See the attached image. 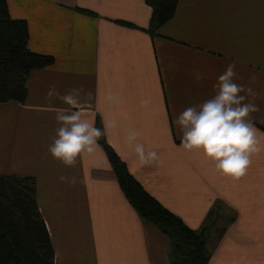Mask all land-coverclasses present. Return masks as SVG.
I'll return each mask as SVG.
<instances>
[{
  "label": "crops",
  "instance_id": "obj_1",
  "mask_svg": "<svg viewBox=\"0 0 264 264\" xmlns=\"http://www.w3.org/2000/svg\"><path fill=\"white\" fill-rule=\"evenodd\" d=\"M53 60L0 105V176L33 178L55 264H170L95 141L193 231L208 264H264V0H5Z\"/></svg>",
  "mask_w": 264,
  "mask_h": 264
},
{
  "label": "trees",
  "instance_id": "obj_2",
  "mask_svg": "<svg viewBox=\"0 0 264 264\" xmlns=\"http://www.w3.org/2000/svg\"><path fill=\"white\" fill-rule=\"evenodd\" d=\"M178 2L144 0L151 9L150 36H155L174 18ZM27 42L26 23L12 20L6 1L0 0V105L10 102L23 105L28 76L53 63L49 57L31 53ZM94 136L126 201L140 220L155 226L168 239L169 263L208 264L209 229H189L150 197L108 146L99 122ZM0 264H55L50 237L38 210L33 178L0 176Z\"/></svg>",
  "mask_w": 264,
  "mask_h": 264
},
{
  "label": "rangeland",
  "instance_id": "obj_3",
  "mask_svg": "<svg viewBox=\"0 0 264 264\" xmlns=\"http://www.w3.org/2000/svg\"><path fill=\"white\" fill-rule=\"evenodd\" d=\"M211 239V244H210V246H212V243H213V246H214V244H216L217 243V239H218V235H213V236H211V238H210V236H209V240ZM207 246H208V243H207ZM212 246V247H213ZM207 249H208V247H207Z\"/></svg>",
  "mask_w": 264,
  "mask_h": 264
}]
</instances>
